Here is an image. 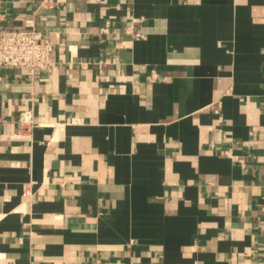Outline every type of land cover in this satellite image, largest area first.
Wrapping results in <instances>:
<instances>
[{
	"label": "crops",
	"instance_id": "obj_1",
	"mask_svg": "<svg viewBox=\"0 0 264 264\" xmlns=\"http://www.w3.org/2000/svg\"><path fill=\"white\" fill-rule=\"evenodd\" d=\"M37 1L0 0L54 44L0 67V264H263L264 0Z\"/></svg>",
	"mask_w": 264,
	"mask_h": 264
},
{
	"label": "built area",
	"instance_id": "obj_2",
	"mask_svg": "<svg viewBox=\"0 0 264 264\" xmlns=\"http://www.w3.org/2000/svg\"><path fill=\"white\" fill-rule=\"evenodd\" d=\"M56 0H38L37 13L53 9ZM109 23L106 25L108 30ZM52 32L40 30L36 22L31 20L25 29H0V67L4 69H21L35 76L54 65L52 58ZM56 40L59 35L56 33ZM32 118L30 112L20 116L21 125ZM244 165V163L242 162ZM264 264V262H263Z\"/></svg>",
	"mask_w": 264,
	"mask_h": 264
}]
</instances>
